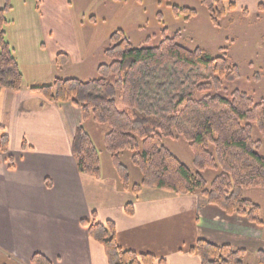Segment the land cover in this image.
Segmentation results:
<instances>
[{
	"label": "trees",
	"instance_id": "16d2710c",
	"mask_svg": "<svg viewBox=\"0 0 264 264\" xmlns=\"http://www.w3.org/2000/svg\"><path fill=\"white\" fill-rule=\"evenodd\" d=\"M205 8L210 23L220 26L236 4L230 0H197ZM263 4L258 8L263 9ZM10 0L0 6V91H19L23 86L14 50L5 38ZM186 19L194 8L173 7ZM232 19L230 18L229 21ZM179 32L168 35L166 28L157 45H134L125 32L117 29L109 35L103 55L107 62L96 67L98 77L81 80L56 76L48 84L34 85L47 103L70 102L81 110L83 121L107 125L103 146L120 186L137 195L143 187L158 188L175 194H201L206 203L225 216H238L251 225L262 227L261 207L243 196L247 188H264V156L259 153L260 139H254L256 123L264 139V98L254 100L238 89L225 91V82L240 76L227 47L214 56L200 47L189 48L179 42ZM67 53L60 52L54 65L68 63ZM120 92L122 109L116 104ZM183 139L192 152V168L184 164L164 144V139ZM72 154L80 173L101 176L98 149L82 124L72 139ZM8 138L0 136V150L7 152ZM124 151L132 152V163L140 180L131 183L127 167L121 160ZM9 159H11L9 157ZM206 170L215 171L208 182ZM124 211L131 216L133 203ZM87 235L102 248L107 264H164L165 259L150 252L123 248L116 241L112 220H97L92 211L80 220ZM198 256L200 264H244L247 251L230 244L197 239L188 250ZM257 264H264V249L256 251ZM30 264H51L41 253H34Z\"/></svg>",
	"mask_w": 264,
	"mask_h": 264
},
{
	"label": "crops",
	"instance_id": "0c3cea01",
	"mask_svg": "<svg viewBox=\"0 0 264 264\" xmlns=\"http://www.w3.org/2000/svg\"><path fill=\"white\" fill-rule=\"evenodd\" d=\"M33 1L40 18L44 11L49 17L63 13L59 0ZM40 31L50 38L55 33L50 25ZM56 33V49L43 42L39 50L53 63L56 54L65 51L75 63L81 62L78 46L69 41V30L63 27ZM68 65L70 62L64 67ZM64 67L57 68V76ZM39 78H33V85L26 90L0 91V116L16 121L19 128L14 131L16 150L10 148L8 138L10 162L0 151L1 264H30L34 253L43 254L51 264H107L103 248L80 223L92 211L97 220L115 223L120 246L153 253L164 258L165 264H200L198 256L188 251L197 239L229 243L255 253L264 249L258 247L259 226L238 216H225L209 204L203 208L198 194L143 187L134 195L122 189L113 167L108 172L103 170L100 153V178L80 173L71 144L76 127L82 124L86 129L90 120L83 121L81 110L70 102L43 101L30 90L39 85ZM25 127L36 137L32 138ZM130 202L134 205L131 216L124 211ZM217 214L223 216L220 221L215 218ZM188 240L190 246L181 248Z\"/></svg>",
	"mask_w": 264,
	"mask_h": 264
},
{
	"label": "rangeland",
	"instance_id": "374dc122",
	"mask_svg": "<svg viewBox=\"0 0 264 264\" xmlns=\"http://www.w3.org/2000/svg\"><path fill=\"white\" fill-rule=\"evenodd\" d=\"M230 1L236 7L220 20L219 27H214L205 8L197 0H59L62 15L49 17L44 11L42 18L33 0H10L12 8L6 17L9 21L13 20L5 26V38L15 48L20 70L25 76L22 90H26L29 85H33V78L40 77L39 85L48 84L60 72L39 48L45 42L51 50L56 49L59 45L55 40L56 32L63 27L69 30V41L78 46L82 60L75 63L73 56L64 50L70 65L64 67L60 75L81 80L99 76L96 67L99 63L107 62L103 50L107 46L109 35L115 30H123L134 45L153 46L161 41L162 32L166 28L168 35L179 32V42L183 45L189 48L200 47L211 56L219 54L221 47H227L228 54L239 68L240 76L236 80L225 82V91L221 94L238 89L247 92L254 100H259L264 98V0ZM260 3L263 4V9L258 8ZM175 6L194 8L197 13L186 19L185 13L173 9ZM48 25L53 27L55 33L51 38L45 35V39L40 30ZM2 101L0 100V104ZM116 104L122 109L120 92H117ZM76 108L80 110L78 106ZM15 123L16 121L0 116L1 135L5 134L7 138L10 136L9 146L13 150H16L17 144L15 132L19 130ZM251 126L253 138L261 140L259 153L264 156V139L260 137L256 123ZM25 128L32 138L36 137L32 129ZM86 129L100 153L103 170L110 171L112 165L102 142L108 126L89 121ZM164 144L184 164L192 168V152L183 139H164ZM1 152L10 162L8 153ZM131 156V151H124L121 160L128 169L131 183H136L141 175L132 163ZM215 173L206 170L203 174L209 182ZM243 196L260 205L264 220V188H247L243 191ZM198 198L199 204L205 208V198L201 194H198ZM221 216L217 214L215 218L220 221L223 217ZM258 229L261 230L258 247L264 248V226ZM189 246V240L185 245L181 244L183 249ZM246 251L244 264H257L256 253L248 249Z\"/></svg>",
	"mask_w": 264,
	"mask_h": 264
}]
</instances>
